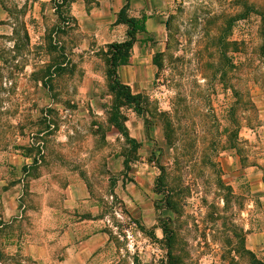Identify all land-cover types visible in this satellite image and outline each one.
<instances>
[{"label":"rangeland","instance_id":"obj_1","mask_svg":"<svg viewBox=\"0 0 264 264\" xmlns=\"http://www.w3.org/2000/svg\"><path fill=\"white\" fill-rule=\"evenodd\" d=\"M56 1L0 0V264H57L90 215L98 264H264V0H128L146 17L115 71L144 97L118 108L132 141L109 121L110 41L73 9L120 42L123 0Z\"/></svg>","mask_w":264,"mask_h":264},{"label":"crops","instance_id":"obj_2","mask_svg":"<svg viewBox=\"0 0 264 264\" xmlns=\"http://www.w3.org/2000/svg\"><path fill=\"white\" fill-rule=\"evenodd\" d=\"M73 9L80 19L84 17L89 19L87 24H89L91 28L88 30L93 31L96 37H99L102 41H110L109 43L115 42L112 40L114 36L113 32L107 31L101 22L96 21L94 18H88L87 13L84 12V15L82 16V11L79 6L74 5ZM94 12H98V10H91L89 15L95 16ZM81 23H83V21ZM112 23L115 27L117 24H122L115 23V18ZM249 204H247V206ZM103 225V220L93 215L86 218L78 217V219L73 218L66 220L65 225H63L62 229L59 231V235L56 237L54 242L55 247L58 248L57 252H59L60 255L56 260V263L98 264L99 260L103 259V251L106 244V235L103 232ZM256 231L257 232L246 234L245 240L247 246H253L254 244H258L262 241L263 231Z\"/></svg>","mask_w":264,"mask_h":264},{"label":"trees","instance_id":"obj_3","mask_svg":"<svg viewBox=\"0 0 264 264\" xmlns=\"http://www.w3.org/2000/svg\"><path fill=\"white\" fill-rule=\"evenodd\" d=\"M63 1V0H61ZM57 1L54 0V3ZM128 0H124L122 7L118 10L115 18V23H122L126 25L125 38L120 42H113L108 45L110 47V56L107 59V68H106V77L108 79V89L113 94V103H112V112L109 116L110 123L120 132L124 137L132 141L131 138H128L125 128H124V118L123 115L118 111L119 106L131 107V109L142 115L145 111L144 97L139 93H132L129 87L126 84H123L116 76V67L118 65L124 64L122 57L123 54L130 50L132 43L135 41L136 32H144V21L145 16L139 18L135 17H126L123 15L124 9L128 7ZM249 7V6H248ZM249 10V8H248ZM242 14H238L229 18V27L238 17L242 18ZM224 35L219 34L217 42L219 45L223 42ZM221 54V53H219ZM164 138L168 140V133L164 129Z\"/></svg>","mask_w":264,"mask_h":264}]
</instances>
